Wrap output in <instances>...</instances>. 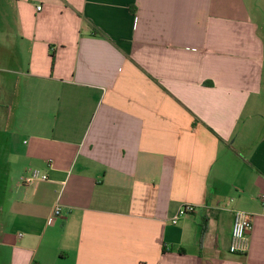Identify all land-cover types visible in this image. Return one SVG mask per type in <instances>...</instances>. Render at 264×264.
Returning a JSON list of instances; mask_svg holds the SVG:
<instances>
[{
  "label": "crops",
  "instance_id": "obj_1",
  "mask_svg": "<svg viewBox=\"0 0 264 264\" xmlns=\"http://www.w3.org/2000/svg\"><path fill=\"white\" fill-rule=\"evenodd\" d=\"M0 185V264H264L260 0H0Z\"/></svg>",
  "mask_w": 264,
  "mask_h": 264
},
{
  "label": "built area",
  "instance_id": "obj_2",
  "mask_svg": "<svg viewBox=\"0 0 264 264\" xmlns=\"http://www.w3.org/2000/svg\"><path fill=\"white\" fill-rule=\"evenodd\" d=\"M41 11L42 7L37 8ZM48 176L39 171H31L27 176L23 178V184L25 186H32L41 182H47ZM196 211V206L192 204L182 205L178 211L171 218V223L177 225L181 218L193 215ZM61 214V207L56 206L54 215L59 216ZM253 215L236 211L233 218V227L231 235V244L229 252L234 255H245L249 251V235L253 229Z\"/></svg>",
  "mask_w": 264,
  "mask_h": 264
},
{
  "label": "rangeland",
  "instance_id": "obj_3",
  "mask_svg": "<svg viewBox=\"0 0 264 264\" xmlns=\"http://www.w3.org/2000/svg\"><path fill=\"white\" fill-rule=\"evenodd\" d=\"M260 6H261L262 12H264V0H260ZM0 187L6 188V186H1V185H0Z\"/></svg>",
  "mask_w": 264,
  "mask_h": 264
}]
</instances>
